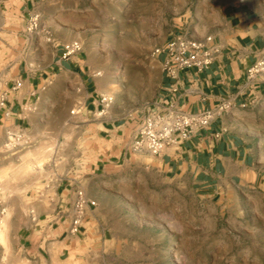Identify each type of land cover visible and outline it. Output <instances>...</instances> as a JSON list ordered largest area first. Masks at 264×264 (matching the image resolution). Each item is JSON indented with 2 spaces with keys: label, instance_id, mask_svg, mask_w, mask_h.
<instances>
[{
  "label": "rangeland",
  "instance_id": "obj_1",
  "mask_svg": "<svg viewBox=\"0 0 264 264\" xmlns=\"http://www.w3.org/2000/svg\"><path fill=\"white\" fill-rule=\"evenodd\" d=\"M247 1L50 0L36 21L4 24L5 50L28 39V48L79 42L99 97L91 114L81 79H50L35 129H0V263L19 264L21 227L48 214L57 186L76 179L96 197L106 229L99 264H264V101L241 110L257 135L261 176L253 186L198 196L187 182L166 179L148 153L91 179L105 141L97 114L122 122L153 109L161 82L154 52L176 33L204 29L219 8ZM103 97L112 101L103 105Z\"/></svg>",
  "mask_w": 264,
  "mask_h": 264
},
{
  "label": "crops",
  "instance_id": "obj_2",
  "mask_svg": "<svg viewBox=\"0 0 264 264\" xmlns=\"http://www.w3.org/2000/svg\"><path fill=\"white\" fill-rule=\"evenodd\" d=\"M45 1L50 0H0V33L7 21L10 25L11 22L32 19ZM179 34H188L201 41L211 37L218 50L217 56L202 71L197 68L182 71L175 88L174 81L163 71L164 56H161L158 59L161 82L155 103L175 100L187 113L210 110L225 102H230L233 108L215 118L208 128L196 130L181 145L168 147L157 156L132 149L140 122L150 109L142 115L133 114L122 122L103 119L101 112L97 114L99 132L105 136V141L100 164L94 165L91 179L104 174L112 176L107 172L108 167L123 166L135 154L148 153L166 179L187 182L198 196L215 198L227 188L253 186L259 181L257 135L241 110L244 104L247 108L264 101V80L255 94L256 100L247 84L248 70L264 56V0L219 8L204 29ZM28 41L21 46L7 44V50L0 45V129L5 133L33 131L38 122L43 86L50 79L59 80L65 76L81 79L85 108H90L91 114L95 113L93 105L98 110L96 98L99 95L95 94L94 78L85 75L83 51L66 61L61 59L64 44L41 42L28 48ZM18 82L22 83L19 88L16 86ZM1 100H4L3 105ZM101 167L104 173L98 174ZM79 184L96 205L86 210L79 231L72 233ZM32 216L31 222L21 227L22 235L17 246L19 264H99L106 229L98 201L83 182L73 179L67 180L63 186L59 184L48 214ZM2 250L0 247V260Z\"/></svg>",
  "mask_w": 264,
  "mask_h": 264
},
{
  "label": "built area",
  "instance_id": "obj_3",
  "mask_svg": "<svg viewBox=\"0 0 264 264\" xmlns=\"http://www.w3.org/2000/svg\"><path fill=\"white\" fill-rule=\"evenodd\" d=\"M32 17L31 20H37ZM62 60H69L73 56L81 53L83 47L79 42L66 43L62 46ZM218 50L211 37L204 41L194 39L188 34H174L171 39L161 48H158L154 55L157 59L164 56L162 60L165 75L174 81L173 87L179 81V74L190 68H197L202 71L208 68L217 56ZM264 80V56L261 57L247 72V84L254 100L257 99L256 92L259 90L261 81ZM17 88L22 86L17 83ZM175 88V87H174ZM173 88V91L175 90ZM112 100L105 97L101 103L106 105ZM4 100H1L3 105ZM155 108L150 109L142 118L136 139L132 146L133 151H146L157 156L165 152L168 147L179 146L183 141L188 140L196 130L206 129L211 122L229 112L233 105L225 102L217 105L213 109L203 110L198 113H187L182 110L175 100L162 104L156 102ZM246 108V104L243 105ZM14 135V140L10 142L14 145H21L23 136ZM18 141V142H16ZM25 141L22 144H27ZM77 199L74 205V216L72 220L71 232L79 231L83 222L86 210L95 206L96 202L89 200L83 186L79 184L77 189Z\"/></svg>",
  "mask_w": 264,
  "mask_h": 264
}]
</instances>
